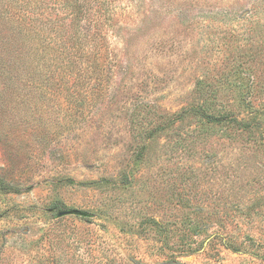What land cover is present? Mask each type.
I'll return each instance as SVG.
<instances>
[{
  "label": "rangeland",
  "instance_id": "obj_1",
  "mask_svg": "<svg viewBox=\"0 0 264 264\" xmlns=\"http://www.w3.org/2000/svg\"><path fill=\"white\" fill-rule=\"evenodd\" d=\"M0 36V264H264V0H0Z\"/></svg>",
  "mask_w": 264,
  "mask_h": 264
},
{
  "label": "trees",
  "instance_id": "obj_2",
  "mask_svg": "<svg viewBox=\"0 0 264 264\" xmlns=\"http://www.w3.org/2000/svg\"><path fill=\"white\" fill-rule=\"evenodd\" d=\"M28 5H29V3H28ZM30 10H32V8ZM50 16H52L53 18L50 19L49 22L52 25L59 26V28H61V30L63 31L64 35L66 34L69 36V34H70L71 35L70 40H72L73 37H75V38L78 37L77 25L79 26L82 23V20H84L81 18V16H78V15L73 14V13L69 14L68 16L67 15H64V16L50 15ZM8 17H10L9 21H10V25H11L12 29H11V32L9 34V37H7V38L4 37V39H7V42H10V44L12 46L10 53L14 57H16V51L18 50V47L16 46L15 42L20 41V38H19L20 35L19 34L22 33L23 32L22 30H25V28H26V26H25L26 16L24 15L22 17H17L18 20L13 19L14 18L13 16H8ZM24 17H25V19H24ZM24 35L33 37L35 34L26 32V33H24ZM0 38H2V37L0 36ZM4 55H6V52H4ZM0 67H1V65H0ZM0 70H2V68H0Z\"/></svg>",
  "mask_w": 264,
  "mask_h": 264
},
{
  "label": "water",
  "instance_id": "obj_3",
  "mask_svg": "<svg viewBox=\"0 0 264 264\" xmlns=\"http://www.w3.org/2000/svg\"><path fill=\"white\" fill-rule=\"evenodd\" d=\"M71 215L78 216V217H88V214L84 212H80L77 210H65V211H62L56 214V218H61V217L71 216Z\"/></svg>",
  "mask_w": 264,
  "mask_h": 264
}]
</instances>
